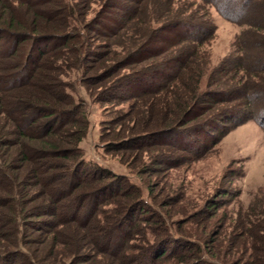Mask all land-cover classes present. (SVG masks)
<instances>
[{
  "label": "trees",
  "instance_id": "obj_1",
  "mask_svg": "<svg viewBox=\"0 0 264 264\" xmlns=\"http://www.w3.org/2000/svg\"><path fill=\"white\" fill-rule=\"evenodd\" d=\"M197 1L252 37L205 86L197 52L217 27L186 14L192 5L0 0V40L11 42L0 51V264H264V187L228 212L221 187L168 222L174 198L153 208L126 176L85 158L86 102L62 78L80 72L94 100L126 104L105 123V151L141 176L209 152L229 121L264 129V0Z\"/></svg>",
  "mask_w": 264,
  "mask_h": 264
},
{
  "label": "rangeland",
  "instance_id": "obj_2",
  "mask_svg": "<svg viewBox=\"0 0 264 264\" xmlns=\"http://www.w3.org/2000/svg\"><path fill=\"white\" fill-rule=\"evenodd\" d=\"M175 1L183 4V11L192 5L186 14L194 10L197 21H203L207 16V19L210 18L217 27L213 36L209 37L197 52L198 60L202 61L204 58L206 60L207 72L201 78L202 84L205 86L209 82V74L219 66L227 55L231 53L243 54L237 49L238 47L246 53L244 46L252 37L244 33L246 29L244 24L240 25L224 18L212 6L201 4L197 0ZM226 7L232 9L229 5ZM242 14V21L252 20L253 16L248 12L244 13L243 11ZM9 46H11V42L8 44L7 38L3 36L0 40V51L4 52ZM66 73L68 76L62 77L69 84L66 91L75 100L83 99L86 102L89 130L80 144L85 158L106 166L117 174L126 176L141 189L143 197L153 205V208L159 207L157 202L166 194L174 198L175 201L173 200L172 206L168 208L172 211L170 218H167L168 222L184 219L183 214H174V212L179 211V208H187L184 211L189 213V210L194 209L191 208V205H201L207 199H212L221 187L229 188L232 192L231 195L222 198L224 204L219 209L222 212L237 211L239 206H247L258 189L264 187V129L257 121L249 119L238 125H235L234 120L229 121L225 124L226 133L209 152L180 167L164 168L163 171L141 176L139 170H130L125 164H122L118 154L105 151V139H108L105 136V123L113 116L114 109L121 108L122 105L126 106V104L114 107L113 102L94 100L81 84L83 80L81 81V75L79 78L80 72L70 70ZM251 76L248 74L247 77L251 78ZM223 79L228 82V85H231L237 80V77L228 73L223 75ZM142 167L140 166V170ZM170 190L173 192L170 193ZM172 225L176 230L177 224ZM183 228L196 235L194 224L185 223ZM148 236L152 238L151 234Z\"/></svg>",
  "mask_w": 264,
  "mask_h": 264
}]
</instances>
